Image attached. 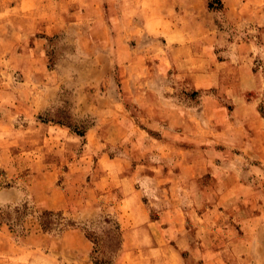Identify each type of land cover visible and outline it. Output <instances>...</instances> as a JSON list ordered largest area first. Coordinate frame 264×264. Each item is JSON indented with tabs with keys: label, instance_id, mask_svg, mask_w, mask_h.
Returning a JSON list of instances; mask_svg holds the SVG:
<instances>
[{
	"label": "clouds",
	"instance_id": "obj_1",
	"mask_svg": "<svg viewBox=\"0 0 264 264\" xmlns=\"http://www.w3.org/2000/svg\"><path fill=\"white\" fill-rule=\"evenodd\" d=\"M203 2L110 4L105 18L118 19L107 29L117 46L113 63L105 62L102 68L89 63L83 71L73 68L70 75L55 67V82L32 62L27 44L18 45L26 51L19 58L23 65L14 63L13 70L20 66L24 82L0 78V264H10L9 257L22 251L33 257L41 256V249L59 255L70 236L90 246L91 230L77 219L85 209L93 219L119 221L123 244L114 264H198L215 237L202 227L193 236L185 227L186 218L195 225L196 211L217 197L234 210L230 215L237 223L255 210L264 219V119L255 112V106L264 103V63L252 71L254 59L264 61L258 52L264 50V0H224L223 12L211 16ZM178 34L183 40L177 47ZM233 44L236 59L218 63L211 49H231ZM193 87L201 90L199 104L186 94ZM45 88L53 89L49 99L70 115L72 125L87 131L88 143L84 136L77 137L76 150L56 148L58 158L37 165L30 153L43 149L44 155L55 147L45 135L47 125L35 119ZM246 90L255 93L250 103ZM228 103L237 108L231 122L223 107ZM20 117L27 127L23 122L13 127ZM245 123L257 134L250 135ZM140 124L158 128L165 142L142 133ZM217 124L224 130L217 132ZM177 126L183 131H174ZM181 140L192 147L182 150L177 145ZM217 144H223L224 151H217ZM113 150L115 177L103 168ZM257 160L259 170L253 163ZM205 172L214 177L206 185L200 179ZM242 175L252 180L242 183ZM144 182L150 185L147 191ZM145 195L147 204L141 200ZM45 207L58 210L51 221L41 216ZM153 210L160 212L159 221L149 220ZM165 222L169 227L162 229Z\"/></svg>",
	"mask_w": 264,
	"mask_h": 264
},
{
	"label": "rangeland",
	"instance_id": "obj_2",
	"mask_svg": "<svg viewBox=\"0 0 264 264\" xmlns=\"http://www.w3.org/2000/svg\"><path fill=\"white\" fill-rule=\"evenodd\" d=\"M110 4L118 7L119 0H0V78L7 75L10 81L24 82V74L20 66L13 70L14 63L23 65V61L19 58L26 49L18 45L24 43L27 44V53L32 62L47 70L50 73L49 79L53 82L57 81L55 67H60L66 74L70 75L73 68L83 71L89 63L101 68L105 62L111 65L114 56L113 49H116L117 46L110 42L111 33L107 29L109 26L118 23V19L105 18V13L110 10ZM203 7L210 16L218 14L224 10V0H204ZM176 10L179 11V9ZM214 23H217L219 27L218 21H214ZM154 26L159 27V22L156 21ZM241 39L243 40L244 37ZM182 40L183 36L178 34L176 36L177 47ZM38 42L43 43L38 44ZM130 44L134 46V41ZM211 52L216 61L221 64L236 59L235 44L232 45L231 49L213 47ZM258 52L264 55V50L258 49ZM218 53H226L227 55ZM14 55L16 60H13ZM68 56H71V61L67 60ZM45 60L47 63H43ZM261 63L264 61L259 60V57L254 59L252 71H258ZM117 67H119L118 64ZM55 90L59 91V85ZM52 91L53 89H44L42 107L35 113V119L39 120L41 124L47 125L45 135L55 147L53 152L44 155H41L43 149L41 152H31L32 162L37 165L49 163L58 158L55 156L56 148L76 150L74 144L77 137L84 136L86 138L84 142L88 143L87 131L74 127L70 115L63 114L61 106L51 102L49 97ZM200 91L199 87H193L186 94L191 100H195L199 104L200 101L197 97L200 95ZM210 91L214 94L215 88H211ZM254 95L255 93L251 90H246V101L250 103ZM223 107L228 113L227 120L233 121L235 117L231 114L236 112V105L228 103L224 104ZM196 111L202 112L203 105ZM255 112L259 114V118L264 119V103L256 105ZM21 122H23L24 127H27V121H23L22 117L17 119L13 127L19 128ZM137 127L142 133H147L149 137L161 144L166 140L163 132L156 127H149L146 124H140ZM244 127L250 135L257 134L249 123H245ZM215 130L217 132L223 131V125L217 124ZM174 131L180 132L183 129L177 126ZM2 134L3 130L0 129V135ZM41 143L47 146V141L41 139ZM177 145L182 150H188L192 147L185 140L177 141ZM200 147L204 149L207 146L200 145ZM215 148L217 151H224L225 146L217 144ZM79 151L82 153V148ZM233 151L236 155L240 154L238 149H233ZM116 155L117 153L113 150L108 154V159L103 162V168L109 176L113 177L118 175L114 163ZM92 159L94 162L96 161L95 156ZM253 163L259 170L260 162L257 160ZM133 167H135L134 163ZM164 171L166 172L167 169ZM175 171L178 172L179 168ZM200 179L206 185L209 181L214 180V177H212L211 172H205ZM251 180V176H241L242 183ZM144 183L147 191L150 185L148 182ZM134 187L139 186L135 185ZM148 199L147 195L141 197L145 204L148 203ZM128 206L132 207L131 201H129ZM237 207L242 208L243 206L237 205ZM48 211L54 212V215L44 213ZM233 211L230 207H225L224 204L219 203V197H217L215 202L209 201L196 211L198 219L195 225L192 218H186L185 227L191 230L193 236L202 227L206 235L215 237L214 242L203 250L204 254L198 264H230V262L246 260H254L259 264L260 261L264 260V230L261 233L263 237H258L255 233L256 226L259 225L256 214L260 212L255 210L245 215L237 223L234 216L230 215V212ZM57 214L58 210L54 207H45L41 210V216L49 221ZM93 217L94 214L88 209L81 211L77 217L78 220H83L91 230L90 246L86 247L70 236L67 247L61 248L59 255L49 253L47 249H41L42 255L33 257L30 252L22 251L19 255L9 257L10 264H29V261L33 259L36 264H52L53 261H63V264H114V258L123 244L119 221L113 223L111 219L105 220L100 217L93 219ZM160 219L159 211L153 210L149 213L150 221L156 222ZM260 222L262 226L264 219L261 218ZM160 227L166 229L169 225L165 222ZM97 260L104 263H98Z\"/></svg>",
	"mask_w": 264,
	"mask_h": 264
},
{
	"label": "crops",
	"instance_id": "obj_3",
	"mask_svg": "<svg viewBox=\"0 0 264 264\" xmlns=\"http://www.w3.org/2000/svg\"><path fill=\"white\" fill-rule=\"evenodd\" d=\"M41 43H43V42H38V44H41ZM237 205L238 206H242L239 203ZM256 216H257L256 218L258 219V224L259 225L256 226V232L255 233H257L256 236L263 237V235L261 233H262V230H264V224H262V226L260 225L261 224V222H260V220H261V214L260 213H257ZM252 231H255V229H252Z\"/></svg>",
	"mask_w": 264,
	"mask_h": 264
},
{
	"label": "trees",
	"instance_id": "obj_4",
	"mask_svg": "<svg viewBox=\"0 0 264 264\" xmlns=\"http://www.w3.org/2000/svg\"><path fill=\"white\" fill-rule=\"evenodd\" d=\"M44 213L49 214V215H54V212H52V211H48V212H44ZM97 262L98 263H104L103 261H99V260H97Z\"/></svg>",
	"mask_w": 264,
	"mask_h": 264
}]
</instances>
